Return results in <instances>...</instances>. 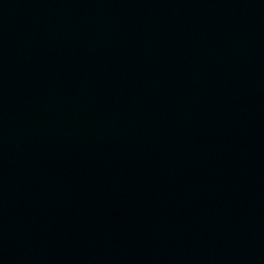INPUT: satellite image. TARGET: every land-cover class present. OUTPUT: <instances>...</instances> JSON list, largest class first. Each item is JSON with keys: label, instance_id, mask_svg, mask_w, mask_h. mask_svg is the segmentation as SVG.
<instances>
[{"label": "water", "instance_id": "1", "mask_svg": "<svg viewBox=\"0 0 264 264\" xmlns=\"http://www.w3.org/2000/svg\"><path fill=\"white\" fill-rule=\"evenodd\" d=\"M0 264H264V0H0Z\"/></svg>", "mask_w": 264, "mask_h": 264}]
</instances>
